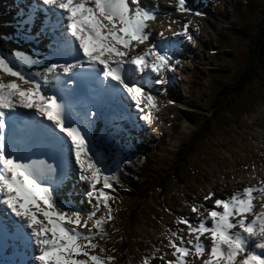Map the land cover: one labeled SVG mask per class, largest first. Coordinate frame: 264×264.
<instances>
[{
  "label": "snow or ice",
  "instance_id": "1",
  "mask_svg": "<svg viewBox=\"0 0 264 264\" xmlns=\"http://www.w3.org/2000/svg\"><path fill=\"white\" fill-rule=\"evenodd\" d=\"M175 10L202 15L186 0H176ZM21 15V24L27 26L21 28V36L44 35L50 51L47 60L9 57L0 51V72L29 85L24 88L16 80L0 78V243L23 240L32 249L29 264H110L115 257L102 258L89 249L105 251L95 238L106 235L105 224L114 218L109 201L118 177L104 168L103 155L89 139L101 111L81 113L77 102L84 85H96L104 98L131 101L129 107L151 122L156 97L144 85L161 84L162 72L175 71L172 56L168 48L150 41L148 21L156 17L140 6V0H38ZM37 17L41 27L33 34L30 29ZM190 23L173 35L192 41ZM158 35L163 38L164 32ZM145 44L136 51L137 45ZM24 64L46 67L26 74ZM150 73L159 78L149 79ZM21 125L25 147L46 159L18 151ZM73 178V189L75 182H86L83 195L90 204L95 201L86 215L73 206V190L62 191ZM213 197L209 191L204 199ZM101 208L106 211L97 216ZM191 211L200 214L195 204ZM205 211L207 216L195 224L186 217L177 219L191 238L179 235L182 230L172 231V258L159 257L164 264H264V180L215 198ZM153 258L143 257L141 264Z\"/></svg>",
  "mask_w": 264,
  "mask_h": 264
},
{
  "label": "rangeland",
  "instance_id": "2",
  "mask_svg": "<svg viewBox=\"0 0 264 264\" xmlns=\"http://www.w3.org/2000/svg\"><path fill=\"white\" fill-rule=\"evenodd\" d=\"M188 1L194 11L202 13L201 16L177 12L176 0H140V6L148 10L153 8L156 17L148 21L150 41H160L162 47L169 49L175 71L162 72L160 75L164 77L163 83H151L152 88L145 89L156 97L157 109L154 110L151 122L141 119V114L138 113L141 122V126L135 127L138 137L135 141L131 137L136 143L129 147L120 145L121 148L113 145L110 150L103 152V156L106 154V158H110H104L103 166L107 170L115 167L113 158L119 152L135 163H140L147 156L146 161L149 160L155 170L163 175L172 173L179 158L177 151L182 144L199 133L200 141L194 153L186 161L179 159L181 166L176 171L177 180L170 179L166 188L151 192L145 202L140 203L135 202V199L129 201L128 197L119 196L120 192L118 195L111 192L114 197L109 201L112 215L121 221L118 225L122 227L123 235L126 234L128 240L135 245H138L135 241L142 237L155 242L152 249L159 254L153 256V261L150 260L153 264H164L159 258L161 255H165V259L172 258V249L168 246L172 231L182 230L179 235L184 236L185 240L191 238L182 228L185 225L176 222L178 217H186L195 224L200 218L207 216L205 209L212 206L215 198L226 197L245 186L256 185L264 180V75L255 79L231 101H218L221 99L218 95L221 84L234 83L237 76L248 67L250 43L260 36V27H264V0ZM0 2L7 3L4 8L9 15H14L13 8L20 4V0ZM157 6L161 11H157ZM4 8L0 7V51L9 57L16 54L47 60V48L37 47L35 36H21V28L25 27L20 21L17 23L16 18L1 14ZM18 14L17 10L15 15ZM186 21L191 22L189 32L192 41L182 35H173V32L181 31ZM242 26L247 27L250 39L238 35L233 29ZM40 27L39 21H35L30 30L38 32ZM161 31L164 32L163 38L158 35ZM40 36L38 41H42L41 43L48 40L44 35ZM35 39L36 42H33ZM143 47L146 44L137 45L136 51H141ZM44 65L39 67L40 64H24L21 67L28 74H33L43 72L46 67ZM0 78L13 79L21 87H29L16 77H9L2 72ZM157 78L156 74H151L150 79L154 81ZM217 101L222 103L220 112L212 110ZM189 104H196L203 109L198 111L200 117H193L198 122L197 125L189 124L179 112L180 109H192ZM147 111L144 109L145 113ZM78 183L81 188L77 195L83 207L80 210L86 215L87 211L93 210L95 201L90 204L89 198L83 195L87 183ZM209 191L215 193V197L205 200ZM73 201L75 199H72V203ZM256 203L259 205V201ZM194 204L200 208L199 215L191 211ZM105 211L101 208L96 214L100 216ZM207 223L210 225L211 221L208 220ZM137 233H140V237ZM201 240L206 244L209 242L207 236L201 237ZM95 242L105 251L101 252L99 248L89 249L93 254L102 258L109 255L115 257L110 264H125L110 240L96 237ZM15 248L16 245L6 243L7 253L15 251ZM154 251H148V254L153 255ZM0 256L4 257L2 251ZM0 264L7 263L0 258Z\"/></svg>",
  "mask_w": 264,
  "mask_h": 264
},
{
  "label": "trees",
  "instance_id": "3",
  "mask_svg": "<svg viewBox=\"0 0 264 264\" xmlns=\"http://www.w3.org/2000/svg\"><path fill=\"white\" fill-rule=\"evenodd\" d=\"M233 29H235L238 35H242L246 38L249 37L250 39L246 26L235 27ZM259 34L260 36L257 37L255 41L250 43L248 67L242 74L237 76V79L234 83L229 85L221 84L222 86L218 93L221 99L218 101H226L227 99L228 101H231L232 99L238 97L249 84L255 81V79H258L262 74L264 75V27H260ZM226 55L230 54L226 53ZM189 105L192 109L180 110V113L182 114V117L186 119L191 125H197L198 122L193 120V117H200V113L198 111L203 109L199 108V106L196 104ZM221 108L222 103L218 102L215 104L212 110L220 112ZM206 122L207 118L205 123ZM198 137L199 133H197L193 138H190L187 142L183 143L178 149L177 157L179 158H177V164H175L174 168L171 170L172 173L161 175L157 170H155L153 164H150V161H145L142 165L136 166L133 163L127 161L125 157L119 156L121 160L119 163H117L121 165L120 167L118 166L117 172H114L118 177V183L113 182L114 190H111V192L116 195H118L120 192L119 196L125 198L128 197L130 199L129 201L135 199V202L138 203H140V201L145 202L151 192L159 190L161 191L162 189L166 188L170 179L177 180L178 174L176 171H178V167L181 166L179 162L180 160L186 161L185 159L194 153L196 146L200 141ZM119 223H121V221H118L116 217H114L113 220L107 222L105 224L106 235L103 238H105L106 241H116L113 246L116 248V253L123 263L141 264L143 257H153L154 255H157V253H155V251L152 249V245L154 243L148 241L144 237L135 241L138 243V245H135L134 242L131 243L128 240L127 235H123V230L122 227L118 225ZM137 234L140 237V233ZM148 251H154V254L149 255ZM150 264L153 263L150 261Z\"/></svg>",
  "mask_w": 264,
  "mask_h": 264
},
{
  "label": "bare ground",
  "instance_id": "4",
  "mask_svg": "<svg viewBox=\"0 0 264 264\" xmlns=\"http://www.w3.org/2000/svg\"><path fill=\"white\" fill-rule=\"evenodd\" d=\"M11 1V0H10ZM13 1H15V0H13ZM25 1H27V2H25ZM152 1V0H151ZM9 2V1H8ZM38 2V0H20V4L18 3L17 5L18 6H20V8H18V15H17V17H16V19L18 20V21H22L23 20V16L21 15V13H25V14H27L28 13V11H29V8H30V6L32 5V4H35V3H37ZM1 4H3L4 2H0ZM147 3V2H146ZM149 3V2H148ZM155 5V4H154ZM165 5V4H164ZM146 6V5H145ZM6 7V6H5ZM7 8H9V6H7ZM14 10H13V12H12V14H14L15 15V10H16V7H14L13 8ZM157 11H161L160 10V7L159 6H157ZM172 9H173V7H172ZM152 10H153V8H152ZM167 12V11H166ZM158 13V12H157ZM160 14V13H159ZM182 15V14H181ZM157 17H158V15H157ZM35 21H39V24H40V19H39V17H37V19L35 20ZM151 28V27H150ZM40 29V28H39ZM38 29V30H39ZM153 29H154V27H153ZM166 34H167V32H165ZM155 35V34H154ZM41 38H42V36H40V40H41ZM178 38H180V37H178ZM42 66H45L44 64H40V66L39 67H42ZM26 74H28L26 71H24ZM151 78V73H150V77H149V79ZM151 85V84H150ZM29 86V85H28ZM49 86H50V84H49ZM94 86L95 85H91V88L93 89V91L95 92V90H94ZM151 87V86H150ZM107 108H110V106L108 105V107ZM112 116L113 115H111V112H105V113H103V114H101V116L100 117H98V118H96V121L98 122V121H101V120H104V122L107 124L108 122H112ZM123 116H124V114H123ZM125 117H126V115H125ZM133 122V124H134V127H137L136 126V121L135 120H133L132 121ZM111 126V124L109 123L108 124V126H106L104 129L106 130L107 128H109ZM138 128V127H137ZM93 129H94V132L95 131H97L98 132V123H94L93 124ZM109 141H111V143H115V145H124V146H129L130 144H132V145H134V142L132 141V139H131V137H127V136H124V137H122V136H120V137H118V135L117 134H115V133H112V136L111 137H107V136H103V140H105L106 142L105 143H108V140ZM100 141V140H99ZM134 141H135V139H134ZM102 141H100L99 142V147L97 148V147H95L94 148V150H98L102 155H103V152L105 151V150H103L104 149V147H105V145L106 144H104V143H101ZM136 143V142H135ZM108 145H109V147H110V149H111V147L113 146L112 144H109L108 143ZM139 145V144H138ZM140 149V148H139ZM109 150V149H108ZM130 152V151H129ZM130 154V153H129ZM132 154V153H131ZM125 155V154H124ZM133 155V154H132ZM104 157V156H103ZM144 158V157H143ZM131 159V158H130ZM144 168V167H143ZM253 185V184H252ZM80 188L81 187H79V185H75V188H74V193H75V196H74V198L73 199H75V201H73V203L75 204V206L74 207H76V206H78V208L79 209H81V208H83L82 206H81V204H80V202H79V197H78V193L80 192ZM81 197H82V195H81ZM85 203V202H84ZM182 216H185V215H183L182 214ZM12 240H14V239H12ZM14 241H23V240H19V239H16V240H14ZM7 243V242H6ZM6 243L5 242H3V243H0V251H2L3 252V254H4V257L2 256V261L3 262H5V263H15L16 261H18V264H20V262L21 261H23L24 260V262H25V257L26 256H23V257H19V258H10V261H8L9 260V257L8 256H6V254H7V250H6ZM19 245H20V243H19ZM15 246V245H14ZM21 247H24V244H22V245H20ZM13 257V256H12ZM26 264H27V262H26Z\"/></svg>",
  "mask_w": 264,
  "mask_h": 264
}]
</instances>
